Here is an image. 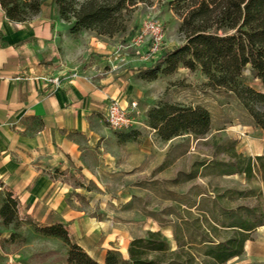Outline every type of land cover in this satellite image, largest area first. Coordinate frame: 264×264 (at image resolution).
Returning a JSON list of instances; mask_svg holds the SVG:
<instances>
[{"label":"rangeland","instance_id":"374dc122","mask_svg":"<svg viewBox=\"0 0 264 264\" xmlns=\"http://www.w3.org/2000/svg\"><path fill=\"white\" fill-rule=\"evenodd\" d=\"M173 5V0L138 1L127 14L125 29L105 35L115 45L112 53H105L101 58L98 53L85 51L84 65L94 63L102 69L109 68L112 62L100 61L108 54L112 59L116 56L113 65H131L128 68L134 80L132 95L139 108L138 121L129 128L115 130L134 129V137L117 145L106 143L107 153L96 158L100 164L98 171L92 169L90 176L68 172L64 178L72 187H77L68 192L72 202L92 222L106 223L122 252L129 237L143 236L147 230H158L173 248L181 244L179 249L192 252L193 261H196L199 247L203 245L198 241L205 237L206 228L213 223L217 225L211 229V239H222L229 233V229L222 225L229 219L220 216L214 222L209 210L220 206L264 203L262 181L256 169L246 179L239 173L219 174L215 167L202 168L199 162L227 159L225 152L230 146L245 156L264 153V131L253 124L229 90L206 86L205 77L197 67L179 65L171 72H157L152 79L140 76L142 70L153 62H143L135 49L124 45L135 27L146 18L156 19L161 24L165 48L180 43V17ZM79 31L70 33L75 37ZM242 79L255 88L260 87L259 80L252 77L247 68L242 70ZM159 101L203 105L210 114L208 131L198 137L181 133L169 139L160 138L148 125L146 117L148 109ZM221 143L225 145L218 146ZM243 189H252L253 194L245 196L236 192ZM216 193L222 195L216 197ZM3 226L14 229L15 245L31 240L38 244L42 255L52 253L53 264H67L64 260L66 244L60 238L45 237L38 231L40 234L34 233L32 225L18 221ZM223 264H264V223L250 232L241 253Z\"/></svg>","mask_w":264,"mask_h":264},{"label":"crops","instance_id":"0c3cea01","mask_svg":"<svg viewBox=\"0 0 264 264\" xmlns=\"http://www.w3.org/2000/svg\"><path fill=\"white\" fill-rule=\"evenodd\" d=\"M69 25L53 0H42L24 20L8 18L0 6V202L9 192L15 220L26 225L62 223L70 240L102 264L107 248L125 256L133 236L122 252L112 229L92 222L72 202L68 192L77 187L64 176H90L100 168L96 158L107 153L106 143L123 142L103 121L102 110L108 97L123 103L134 98V80L131 65H113L116 56L110 54L100 59L112 62L109 68L82 64L86 50L102 58L115 45L87 29L73 37ZM10 232L0 223V264H53L52 253L42 255L31 240L15 245Z\"/></svg>","mask_w":264,"mask_h":264},{"label":"trees","instance_id":"16d2710c","mask_svg":"<svg viewBox=\"0 0 264 264\" xmlns=\"http://www.w3.org/2000/svg\"><path fill=\"white\" fill-rule=\"evenodd\" d=\"M58 15L70 21L69 31L75 33L89 29L96 34L112 35L126 27L128 12L138 1L149 0H53ZM174 10L180 17L178 30L182 41L166 48L140 73L145 79L155 78L157 72H171L177 66L197 67L204 75V84L212 89L229 90L252 122L264 131V0H173ZM42 0H0L5 15L14 20H24L34 15ZM247 68L252 77L259 80L255 88L242 79ZM147 123L162 139L189 133L202 136L209 129L210 114L201 104L179 105L159 101L146 113ZM118 141L134 137L135 130L114 131ZM225 143L218 144L223 146ZM227 159H204L202 168H217L219 174L239 173L248 179L254 169L262 181L264 196V153L254 157L228 148ZM233 191L230 192V195ZM253 194L252 189L236 191ZM222 193H216L220 197ZM215 222L220 216L228 218L223 226L229 233L222 239H211V229H205V237L198 243L199 258L193 261L192 252L173 248L158 230H147L143 236L131 237L123 256L116 248H107L102 264H223L241 253L250 232L264 223V203L251 205L220 206L209 210ZM15 220V200L5 192L0 202V223ZM35 231L60 238L65 244L67 264H98L80 245L70 240L62 223L32 225ZM9 233V237L14 236ZM211 237V238H210ZM176 236L174 235V239Z\"/></svg>","mask_w":264,"mask_h":264},{"label":"built area","instance_id":"2783aa9c","mask_svg":"<svg viewBox=\"0 0 264 264\" xmlns=\"http://www.w3.org/2000/svg\"><path fill=\"white\" fill-rule=\"evenodd\" d=\"M124 46L135 49L143 62H153L166 49L161 24L156 19L141 20ZM52 79L57 82V76ZM138 114L139 108L135 98L123 103L118 98L108 97L103 106L102 119L109 128L116 130L133 126L138 121Z\"/></svg>","mask_w":264,"mask_h":264}]
</instances>
